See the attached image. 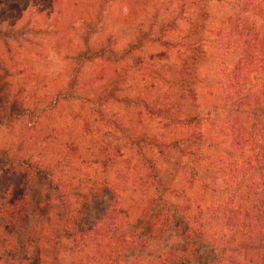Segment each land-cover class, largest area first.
Wrapping results in <instances>:
<instances>
[{
    "label": "rangeland",
    "instance_id": "rangeland-1",
    "mask_svg": "<svg viewBox=\"0 0 264 264\" xmlns=\"http://www.w3.org/2000/svg\"><path fill=\"white\" fill-rule=\"evenodd\" d=\"M97 1L0 0V29L10 23L25 26L19 37L0 39V98L6 106L14 95L26 99L36 80L41 83L44 96L40 103L42 116L34 126L27 116H22L7 127H0V144L13 153L41 158L47 170V174H37L30 181L27 218L12 238L18 250L0 249V264H54V255L67 264H159V259L171 249L190 250L195 255L193 264H252V251H244L233 240L224 226L222 211L212 210L235 200L252 210V187L247 185L252 186V170L245 165L246 154L231 145L228 135L223 136L227 125L238 117L248 121L252 128V110L242 112L243 108L237 109L235 103L219 95L221 67L233 64L237 52L226 50L223 43L212 39L199 68L204 79L196 86L197 111L202 118L201 131L208 137L203 148L204 160L196 162L182 156L180 167L175 170L166 160L168 157L158 150L153 149L151 155L130 147L125 132L119 129L161 133L165 130L163 122L151 118L140 107L112 102L107 106V116L118 122L117 127L93 125V143L99 137L105 138L108 149L116 155L101 174L98 153H80V146L88 144V138L83 143L79 139L82 120L73 116L79 107L74 102L54 100L51 93L54 84L62 81L59 72L66 62V44L79 29L81 19L95 13ZM171 1L108 0L94 39L99 44L115 40L120 43L129 36L132 24L154 14L158 22L164 19ZM153 5L160 9L155 11ZM209 7L215 21L236 9L233 0H210ZM161 50V45L152 42L120 63H88L81 81L99 88L111 84L116 75L122 76L123 89L117 93L133 94L157 77L155 69L174 62V57L166 63L161 61ZM16 53L21 63L14 64L9 59ZM74 140L81 142L78 149L75 154L69 151L67 160L62 161L68 150L66 145ZM148 156L157 160L155 178L156 169L150 168ZM171 157L177 158L179 154L173 153ZM76 175L90 176L94 182L103 175L108 185L96 190L84 206L77 246L71 244L74 250L69 253L63 249L56 254L51 246L57 228L52 217L54 183L67 182ZM15 182L13 174L0 170V196ZM169 188L181 195L176 197ZM200 208L207 235L200 243H194L184 239L183 234L187 227L195 225L194 217ZM160 210L170 215L168 227L161 234Z\"/></svg>",
    "mask_w": 264,
    "mask_h": 264
},
{
    "label": "trees",
    "instance_id": "trees-1",
    "mask_svg": "<svg viewBox=\"0 0 264 264\" xmlns=\"http://www.w3.org/2000/svg\"><path fill=\"white\" fill-rule=\"evenodd\" d=\"M209 2L210 0H172L164 12V19L158 22L154 14L149 19L147 17L132 24L129 36L120 43L115 40L99 44L94 36L103 19L108 0H98L95 13L81 19L79 29L70 39L69 45L66 44V62L59 72L62 81H56L58 83L54 84L51 93L54 94V100L74 102L79 107L73 115L82 120L83 132L79 134V139L83 143L88 138V144L80 146V153L96 151L102 168L101 174L113 163L116 155L108 149L109 143L105 138L99 137L93 143V125L96 123L104 128L117 127V121L107 116V106L112 102H118L124 107H140L151 118L163 122L165 130L161 133L129 132L124 128L119 131L125 132V139L130 147L151 155L153 149H156L167 156L166 160L177 170L182 156L196 162L205 157L203 148L208 137L201 131L202 118L197 111L199 97L196 86L204 79L199 75V68L206 59L212 39L223 43L226 50L237 52L233 64L221 67L222 87L219 88V95L224 100L235 103L237 109L243 108L242 112L252 110V128L248 121L243 122L238 117L223 132V136H229L230 143L236 150L246 154L245 165L252 170V186L247 183L252 187V210L244 208L237 200L228 201L212 210L215 213L222 211L224 226L228 228L233 240L244 251H252V264H264V0H233L236 9L216 21ZM153 7L155 11L160 9L157 5ZM15 25L10 23L8 27L0 29V39H14L24 33L22 29L25 26ZM152 42L163 47L159 52L161 61L166 63L170 57L175 59L173 63L166 64L168 67L161 65L155 69L157 77L145 82L142 89H135V93H117L123 89L120 86L125 81L122 76L118 78L116 75L117 79H112L111 84L99 88L81 81L86 64L94 61L120 63ZM18 56L16 53L9 59L14 64L21 63ZM1 76L0 73V97L3 94ZM89 84L91 85L87 87ZM40 85L36 80L26 99L21 95H14L8 106L0 98V127H7L22 116H27L34 126L43 111L40 103L44 96ZM76 142L78 143L74 140L66 145L68 150L62 161L67 160L69 151L75 154L81 143L78 140ZM173 153H178L179 157H171ZM146 159L150 162V168L156 169L153 175L155 178L159 168L154 163L157 160L151 156ZM0 170L13 174L16 180L0 196V249L11 247L18 250V245L12 238L20 231L27 218L30 181L37 174H47V170L41 158L13 153L1 144ZM106 185L108 181L103 175L95 182L90 176L76 175L67 182L54 183L52 217L57 228L51 246L56 254L63 249L71 253L77 246L80 235L78 227L84 206L96 190ZM169 190L176 197L181 195L174 188ZM255 200L259 202L255 203ZM202 212L200 208L198 215L194 217L195 225L186 228L184 239L200 243L206 238L205 224L200 220ZM158 214V233L161 234L168 227L170 215L168 211L162 210ZM194 256L190 250L171 249L159 259V264H193ZM52 257L54 264H67L59 261L56 255Z\"/></svg>",
    "mask_w": 264,
    "mask_h": 264
}]
</instances>
